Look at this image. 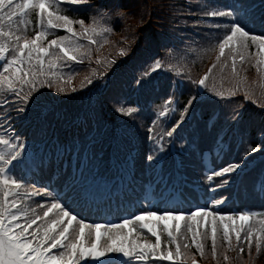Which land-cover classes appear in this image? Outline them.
Wrapping results in <instances>:
<instances>
[{
    "label": "snow or ice",
    "instance_id": "obj_1",
    "mask_svg": "<svg viewBox=\"0 0 264 264\" xmlns=\"http://www.w3.org/2000/svg\"><path fill=\"white\" fill-rule=\"evenodd\" d=\"M85 3L87 0H0V95L4 97L0 110L7 105L18 114L24 113L25 105L38 90V86L52 87L56 84V90L64 92L62 85L71 83L72 76L64 79L53 69L59 68L62 62L83 63L85 58L90 59V46L98 43L97 37H103L111 31L101 22L103 17L93 18L92 23L86 25L83 19H73L63 10L65 4L77 6ZM225 7L227 10L204 12L207 17L231 18L230 23L214 25L224 29V35L218 40L219 52L216 56L221 71L229 66L230 60L232 76L237 78L239 60L241 64H251L260 72L264 68V34H254L237 17L234 7ZM32 13L36 16L34 26L29 18ZM260 23L264 25V16ZM75 25H79V30ZM49 29L64 30L67 35L48 39ZM29 30L31 35L28 34ZM252 47L256 49L254 53L250 51ZM125 54V50L120 49L119 55ZM221 58H225L223 62ZM163 67L162 60H153L135 79L136 85L143 87L151 74ZM216 67L217 64H213L209 73ZM208 79V74H205L193 83L205 88ZM86 80L88 84L93 82L90 78ZM72 91L76 89L72 88ZM230 95L234 96L235 91H231ZM245 95L247 97L248 93ZM196 100V96L189 97L179 109V120L163 133L164 136L173 137L185 116L190 114ZM176 103L173 99L167 100L159 115L163 117L168 116L169 112H175L176 108L172 106ZM137 110L136 107L124 104L115 109L125 116H131ZM238 118L237 112L233 119ZM0 146H3L0 147V264H138L149 256L169 261L170 264H187L189 259L192 264H197L189 250L195 247L200 256L205 257L208 241L211 242V255L214 259L218 256V248L225 245L226 251L238 253L243 252L245 243L249 250L254 244L257 253L264 248V214L250 210L236 215H221L209 210L208 205H203L187 214L166 211L158 215L155 211H144L120 223H88L59 196H54L47 188L43 191L34 185L29 188L16 175L15 170L22 162L26 146L23 138L12 127L10 114L0 121ZM159 150L164 149L161 146ZM260 151H264V146H249L248 149V153ZM154 159V155L147 156L150 162ZM241 167V163H229L213 171L207 179L211 181L213 177H226ZM228 182L223 179L220 183L223 185ZM32 196H40L42 199L49 197L50 200L48 203L34 202L33 206L26 202ZM221 203V200L215 201L216 206ZM208 217L211 219L205 220L202 226L201 220ZM152 218L157 222L175 223L171 227L167 223L162 228H159V223L153 227L150 226ZM136 224L147 229L155 237V242L138 243L142 233H137L136 239L130 240L136 231L130 226ZM126 228L128 232L123 231ZM165 233L167 240L163 242L161 236ZM116 257L122 259L117 260ZM223 259L227 261L229 257L225 254Z\"/></svg>",
    "mask_w": 264,
    "mask_h": 264
},
{
    "label": "trees",
    "instance_id": "obj_2",
    "mask_svg": "<svg viewBox=\"0 0 264 264\" xmlns=\"http://www.w3.org/2000/svg\"><path fill=\"white\" fill-rule=\"evenodd\" d=\"M216 1L217 0H215V3H211L214 1L87 0V3L83 5L72 6L65 4L63 10L71 18L83 19L87 25L92 23L93 18L100 19L103 17L101 22L109 27L111 31L103 37H97L98 43L90 46L92 50L90 59H94L98 56L101 61L100 65L96 64L95 58L90 61V64H94L92 68L76 66L74 70L70 72H63L59 68L53 69V71L64 79H67V77L63 74L72 76L71 83L62 85L65 89L64 92H58L56 90V84H53L52 87L45 86L41 88L38 86V90L34 92L33 95H42L46 102H36L30 97L29 102L26 104L28 108L24 112L25 117L23 121H21V123L19 121L14 122V119H12L11 122H13V127L17 125V123H20L15 129L16 132L25 125V128L28 127L23 133L20 134L18 132L25 142V150H27L26 155L29 156V154H32L29 162H23V170L19 169L18 171L19 177L24 180L25 184L29 187H32L28 185L30 183L40 184V187L44 189L47 188L53 195H60L59 197L61 200L66 203V198L62 196V193L68 188V186H65L63 189V186L67 184V178H71L75 175L72 174V161H69L70 164L68 168L67 166H63L64 162L62 161V163L57 166L56 174L51 177L50 171L54 165L53 158L55 151H57V149L53 150V147L60 149V151L58 150V156H60L61 153L62 155L68 156L69 150L72 149L74 151L76 147L80 146L79 144L83 147L88 141L97 144L98 142L102 141L101 143H103L107 140L110 145L107 146V143L104 145L97 144L95 152L99 151L108 155L110 151L115 154L118 148L125 149L130 148V146L132 148L139 147L140 151L138 156L136 154L132 156L133 159H136L134 175L132 181L130 179L128 180L133 191H137L135 185H138V183L142 181L141 176L143 175V171L147 172L142 162L144 163V160H147L148 155H154L156 158V154L159 150L157 144L152 145L150 142L146 141L149 136L148 124L150 122L149 118L144 117L143 114L150 115L152 112L150 107L154 98L153 92L158 86L160 87L158 83L160 77H158V81L154 86H151L150 81L147 79L143 87L137 86L135 79L140 77L141 74L139 73H142L149 67L147 65L150 63V58L154 57L155 52L158 50L162 53L168 46L177 50L171 52L169 55L170 57L166 58L167 62L174 63L175 61L176 64L191 65V70L193 71L190 72H192L193 75L197 74L202 68L203 62L207 60L210 52L215 51L217 48L218 40L224 35V29L222 27L216 28L214 25H222L224 23L211 22L209 26L215 28V30L199 34L198 31L195 30L199 27L196 23L193 24L190 21L185 22L189 16L193 17L192 15H188V13L204 15L205 11L213 10V7L226 8L225 6H231L234 7L237 17L240 19L243 13L239 14L235 4L238 3L239 6L241 4L245 6L253 3V0H231V2L235 4L229 3V0ZM262 12H259L261 17L264 16ZM105 13L107 14L106 16H104ZM257 16L259 17V15H256V17ZM29 18L34 26L36 21L35 13H32ZM215 19L218 18H213V20ZM149 21H151V25H147ZM226 21L225 23H230L231 18H227ZM188 24L190 28H188ZM191 27H193V29ZM189 33L197 34V37L192 39L189 37ZM28 34H32L31 30H29ZM254 34H264V25H261L260 30H256ZM56 36H62V34L56 31L55 36L51 35L49 37L53 39ZM173 39L178 42H174ZM135 40L136 42L133 46L128 44L132 52L125 57L116 53V51L120 49L128 51V47L123 42L128 41V43H130V41L132 42ZM169 43H171V45ZM137 45L139 46L137 47ZM116 48L117 50H115ZM133 48H135V50H133ZM132 54L133 56L130 57ZM111 57H115V63L120 64L119 67L108 61ZM89 60L85 61L89 63ZM154 60H156V58ZM237 65L239 66V61ZM110 66L113 68H110ZM171 67L175 68L174 66ZM94 69L96 72L93 71L92 77L90 72ZM98 71L99 73L102 72V78L107 79L106 86L99 96L92 95L96 84L100 81L98 79L100 76V74L97 73ZM113 72L115 73L114 75ZM238 72L239 76L233 78L230 65L229 71L228 67L221 71L219 64L212 71V76L215 77L217 73H221L228 77V80L231 79L230 81L235 82V80H243L245 75L248 80H250V78L253 79L251 87L254 88L257 94L263 92L264 82L261 83L260 80L253 75L251 70L248 72L249 74H242L241 67L239 66ZM167 77L168 76H165L162 79H166ZM86 78H90L93 82L88 84ZM180 80L183 82V88L181 89L182 95L184 92H193L190 79L184 76ZM70 86L71 88H69ZM72 88H75L76 91L73 92ZM131 89L133 90L132 92ZM128 92H131L133 97L131 95L128 96ZM179 93L180 92L176 89L174 94L176 100L179 98ZM2 97L3 96L0 95V102ZM219 98L221 97L219 96ZM213 99L215 98H212V100ZM120 104L133 106L138 110L131 116H125L115 111ZM203 109L206 110L205 108ZM105 110H108L110 115L106 113ZM11 111L12 110H9L5 114L7 115ZM195 127L194 119H192L188 126L189 130L182 129V126L177 129L176 133L179 134V130H181V134L179 136L175 133L174 136L176 135V138L181 140L183 139L182 136L185 134L187 136L186 142L182 145L179 143V140H175L174 137L168 138L169 141L168 144H166L168 149L161 151L160 154L162 156L164 155L165 161L169 158V163L164 164V169L166 171L177 168L173 160V154L174 152L180 153L182 148V169L188 174L192 172L197 173V171H200V173H212L227 165L229 161L228 157H225V160H220L217 157H213L212 151L209 152L207 149H200V142H197V136L193 134L194 131L198 130V128L196 129ZM131 133L137 139H135ZM125 134L128 135V137L124 138L122 136ZM103 148L106 149L103 150ZM134 150L136 152V149ZM257 176L259 177L260 185L256 188L254 183H256ZM74 181L75 179H73V182ZM233 183L235 184L231 186L232 193L230 195L224 193L216 197V199L221 197L227 198V204L224 208V210L227 211L226 213L236 215L242 211L250 210L264 214V171L255 170L254 168L242 174L239 179ZM184 186L185 184H183V188ZM140 187L141 186L138 185L137 189L139 190ZM70 189L69 195H76V193H78L77 187H72ZM76 189L77 192H74ZM181 192L182 196L179 197V199H183L186 203L187 197L191 198V193L183 190H181ZM131 196V193L123 191V194H114L115 199H113L112 202L115 207L121 210L125 209L124 205L126 204L131 209L133 205ZM122 197L125 198V202L122 201ZM141 197L143 199V192L141 193ZM76 200L77 198L74 197V201ZM103 203L108 205L107 208L103 209L101 212L102 215H104V218H101L103 224L118 223L128 218L127 213L115 218L112 214L114 213V209L111 210V205L108 204V200ZM80 217H82L81 214ZM243 248L244 254L247 253L245 245ZM241 255H243V253H241ZM262 260H264V248H262L259 253H256L255 256L251 255L250 259L248 258L247 260L248 263H245L246 261L242 257V259L239 260V264H262Z\"/></svg>",
    "mask_w": 264,
    "mask_h": 264
},
{
    "label": "rangeland",
    "instance_id": "obj_3",
    "mask_svg": "<svg viewBox=\"0 0 264 264\" xmlns=\"http://www.w3.org/2000/svg\"><path fill=\"white\" fill-rule=\"evenodd\" d=\"M213 1L214 2L211 3H215V0ZM219 1L220 0H217L216 2ZM229 3L235 4L231 2V0H229ZM235 5L239 11V14L243 13L244 17L241 16L240 20L243 23L247 24L248 29H250L253 33L256 32V30H260L261 28L260 21L262 17L259 12L263 11L262 15H264V0H258V1L253 0V3L247 4L245 6H243L242 4L239 6L238 3H236ZM214 9L227 10V8L224 7H213V10ZM188 15H192L193 17L189 16V18H187L185 22L190 21L193 24L196 23L199 27L195 30L198 31L199 34L207 33L209 31L211 32L215 30V28L209 26V23L211 22H215V23L227 22L226 21L227 17L224 18L207 17L205 15H199L193 13L190 14V12L188 13ZM256 15H259V17L258 16L256 17ZM213 18H218V19L213 20ZM151 24H152L151 21L147 23V25H151ZM187 26L188 28H190L189 24ZM76 28L77 30H79V25H76ZM191 28L193 29V27ZM48 31L50 33L49 36L51 35L55 36L56 31L60 32L62 36L67 35V33L64 30L49 29ZM188 35L192 39L197 37V34L194 33H189ZM49 36L48 39H51V37ZM173 41L178 42L174 39ZM135 42L136 40L132 42L130 41V43H128V41H125L123 43L128 47V44L133 46ZM169 44L171 45V43ZM138 46L139 45H137V47ZM117 48L115 50H117ZM133 50H135V48H133ZM175 50L177 49L173 47L170 48V46L164 49L162 53L157 50L154 54V57L150 58V63L147 65L149 66L152 63V60H154L155 58L159 60L163 59L162 62L164 63L163 68L156 71L154 74H151L150 78H148V80L151 83V86H154V84L158 81V77H160V80L158 82L160 84V87L158 86V88H156V90L153 92L154 98L152 100V104L150 107V110H152V112L150 113V115H146L145 113L143 114L144 117L149 118V122H150L148 124L149 136L146 139V141L150 142L152 145L157 144L159 148L162 146L164 151L168 149L166 144H168L169 139L168 137L164 136L163 133L166 130H169L175 121L179 120L180 118L179 109L184 106V104L187 102L189 97L196 96L197 100L192 105L190 114L185 116L184 122L181 125L182 129L189 130L188 126L191 123L192 119H194V124L196 126L195 128L196 129L198 128V130L194 131L193 134L197 136V142H200V149H207L209 152L212 151L213 157H217L220 160H225V157H228L229 161L227 164L241 163L242 167L238 169L237 172L229 174L226 177H213V179L209 181L207 177L211 175V173L208 172L200 173V171H197V173H193L191 170L192 173L188 174L185 171H183L182 169L183 155L181 154L183 152V148L180 153L174 152L173 160L177 168L169 171H166L164 169V164L169 163L168 162L169 158L165 161L164 155L163 156L160 155L161 151L158 150V153L156 154V158H155L156 160L151 162L148 160H144V163L142 162L147 172L143 171V175L141 176L142 181L138 183V185L141 186L139 190L137 189L138 186L137 184L135 185L137 191H133L131 184L130 186L126 187V189L124 190L123 189L124 179L127 178L132 181V177L134 175V168L136 166V162H135L136 159H133L132 156L134 154L138 156V153L140 151L139 147L132 148L130 146V148H125V149L118 148L117 151H115V154L110 151L108 155H105L99 151L95 152V150L97 144L104 145L107 143V146L110 145L109 142H107V140L103 143H101L102 141L98 142L97 144H93L90 141H88L87 143L82 142L85 143L83 147L81 146V144H79L80 146L76 147L74 151L72 149L69 150L68 156L61 155L58 161H56L57 158H53V160L54 163H56V165L62 163L63 161L64 162L63 166L65 167L67 166L68 168L70 164L69 161H72V157L75 155L74 163L72 164L71 162L72 172H74L75 175L71 178L70 177L67 178V184L63 186V189L65 186H68V188L65 190V192L62 193V196H65L66 204L68 205V207L71 210H73L75 213H79V216L81 214L86 222L103 224L101 222V218H104V215H102L101 213L102 211H100V209L102 210L107 208L108 205L106 203H103L106 200H108V204L111 205V210L114 209V213L112 212L111 213L115 218H117L118 216L124 213H127V217L130 218L144 211H155L157 212L158 215L166 211L183 212L187 214L191 211H194L198 206H203V205H208L209 210L217 211L221 215H233L226 213L227 211L224 210L227 204V198L221 197L216 199V197L220 196L221 194L223 195L224 193L230 195L232 193L231 186L235 184L233 182L234 181L236 182V180H238L242 174L249 172V170L255 168V170L264 171V151H260L256 153H248L249 146L252 147H255L257 145L264 146V95H262V93L257 94L254 88L251 87L253 83V79L250 78V80H248L244 75V79H243L244 81L240 79V80H235L234 82V81H230L231 79L228 80V77H226L221 73H217L215 77L212 76V72L209 73L208 70L212 68L213 64H217V66L220 64L216 61V56L218 55L219 52L218 47L215 49V51L210 52L207 60L203 62L201 66L202 68L195 75H193V73L190 72L193 71L191 70L192 69L191 65H186V64L182 65L181 63L176 64L175 61L174 63H170L166 61V58L170 57L169 55L171 54V52ZM119 51L120 50L116 51L118 55H119ZM250 51L254 53L256 51L255 47L250 48ZM130 52H132V50L130 47H128V51L126 50L125 51L126 54L122 57H125ZM132 56L133 54L130 57ZM95 58H96L95 60L96 64L100 65L101 61L99 60V57L97 56ZM94 59L89 60V58H85L83 60V63H74L71 61H68L66 63L62 62L59 69L62 70L63 72H70L73 71L74 67L76 66L92 68L94 64L93 65L90 64V61ZM224 59L225 58H221V62H223ZM85 60H89V63L86 62ZM98 60L100 61V63H97ZM108 61L112 63V61H115V57H111V59L109 58ZM228 61H229L228 65H230V69H231V61L230 60ZM238 61L239 60H237V62ZM112 64H115L116 66L118 65V67L120 66V64L117 63H112ZM171 66H174L175 68ZM239 66L241 67L242 74L243 73L249 74L248 72L251 70L253 75L256 78H258L261 83L264 82V68H262L260 72H257L256 68L249 63L241 64L239 62ZM239 66L237 65V69H239ZM110 68L113 67L110 66ZM93 71H95V69L91 70L90 72V74H92V77H93ZM228 71H229V66H228ZM97 73H99V71ZM101 73H99L100 76L98 77L100 81L96 84V87L92 92V95L94 94L99 96L102 90L104 89V87L106 86L107 79L102 78ZM114 74L115 73L113 72V75ZM205 74H208V76L210 77V79L206 81L205 88H202L198 84L193 83V81H198ZM63 75L67 78L69 77V74H63ZM165 76L168 77L166 79H162ZM184 76H186L188 79H190V82H192L191 85L193 92L192 91L184 92V94L182 95L181 89L183 88V82L180 79L183 78ZM177 82L180 87L177 85ZM71 86L69 88H71ZM176 89L178 92H180L178 100H176V97L174 95ZM25 91H27V89H25ZM132 91L133 90L131 89V92ZM231 91H235L234 96L230 95ZM131 92H128L127 95L128 96L131 95ZM246 92L248 93L247 97L245 95ZM217 93H223V95H217ZM32 96L34 97L31 98L36 102H41V101L46 102L42 95L32 94ZM219 96L221 98H219ZM212 98L215 99L212 100ZM169 99H173L178 102L172 106L176 108V111L169 112L168 116L162 117L159 115V112L165 106V102ZM3 100L4 97L1 98L0 103H3ZM25 108L27 109L28 107H26L25 105ZM203 108H205L206 110H204ZM9 110L12 109L9 108L7 105H5L3 110H0V121L4 119V117L6 116L5 113L8 112ZM105 112L110 115L108 110H105ZM237 112L239 113V118L233 119V116ZM8 114H10L11 121L12 119H14V122L19 121L21 123V121H23L25 117V113L18 114L14 110L9 112ZM20 123H17V125L14 126V129H16L19 126L18 124ZM12 124L13 122H11V125ZM25 126L19 129L18 132L20 134L23 133V131H25L28 128V127L25 128ZM149 129H152V131L149 132ZM176 134L180 136L181 130H179V134L178 133ZM131 135L133 134L131 133ZM122 136L124 138L128 137V135L126 134ZM173 137L175 140H179V143L181 145L184 144V142H186L187 139L186 134L182 136L183 139L181 140L176 138V135L175 136L173 135ZM134 138L137 139L135 136ZM157 141H159L160 143H157ZM55 149L59 150V148L53 147V150ZM105 149L106 148H103V150ZM134 149H136V152ZM26 152L27 150H25L24 152V155L22 157V162L15 170L17 176H18L17 173L18 168L24 167L23 162H29L31 160L30 156L32 154H29V156H27ZM246 153L248 154L246 155ZM137 168L139 169L138 166ZM125 176H129L131 178ZM73 179H75L74 182ZM223 179H227L229 182L227 184L221 185L220 182ZM183 184H185L184 188H183ZM254 184L256 188L260 185L258 176L256 178V183ZM28 185L30 186L34 185L35 188L40 189L41 191L44 190V188L40 187V184L30 183ZM72 187L78 188V193H76V195H69V192L71 191L70 188ZM90 187H93L94 188L93 190L96 191L95 193L96 196H92V197L99 198L98 202L96 203L90 202V199L92 198L90 197V194L93 191V190L90 191L91 190ZM118 189H123V191L132 194L131 199L133 205L131 209L126 204L124 205L125 209L121 210L115 207V205L111 201L115 199L114 194L119 195ZM181 190L191 193V198L187 197L186 203L184 202L183 199H179V197L182 196ZM113 191L116 193H113ZM74 192H77V189ZM142 192H143V199L141 197ZM74 197L77 198L76 201H74ZM49 200H50L49 197H44L43 199H41L40 196H32L30 199H27L26 202L29 205H34L33 201L48 203ZM216 200H221L222 203L219 206H216L215 205ZM122 201L125 202L124 197H122ZM210 219H211L210 217L202 219L201 225L203 226L205 220H210ZM120 222H122V220ZM157 223H159V228H162L164 223H167L169 227H171L175 222L173 221L157 222L155 218H152L150 221V226L155 227L157 226ZM227 223H233V222H227ZM234 223H239V221H235ZM130 227H134L136 229V231L133 232L131 237L129 238L130 240L136 239L137 233H142V235L137 241L138 243L143 244L148 242L151 243L155 242V237H152L151 234L148 233L147 229H142L139 224ZM123 231L128 232L129 229L126 228ZM161 240L163 242H166L167 240L166 233L162 234ZM218 243L220 242L218 241ZM235 243H236L235 239H233V245H235ZM244 245L246 247L247 253L244 254L243 251L242 252L243 255H241V253H238L237 251H226L227 246L225 245L223 247L218 248V256L217 258L214 259L211 255L210 241L206 242L205 257H201L200 254L195 249V247H192L189 250V253L191 258H194L197 261V264H239V260L242 259V257L246 261L245 263H248L247 262L248 258L250 259L251 255L255 256L257 251L254 244L250 250L246 243ZM53 252H56V250H54ZM225 254L229 257L227 261L223 259V255ZM116 259L121 260L122 258L116 257ZM138 264H170V262L157 260L149 256L145 261L138 262ZM187 264H192L191 259L187 261ZM262 264H264V260H262Z\"/></svg>",
    "mask_w": 264,
    "mask_h": 264
}]
</instances>
